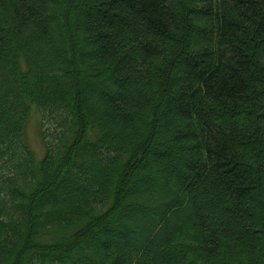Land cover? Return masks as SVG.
Masks as SVG:
<instances>
[{
  "label": "trees",
  "instance_id": "trees-1",
  "mask_svg": "<svg viewBox=\"0 0 264 264\" xmlns=\"http://www.w3.org/2000/svg\"><path fill=\"white\" fill-rule=\"evenodd\" d=\"M0 264H264V0H0Z\"/></svg>",
  "mask_w": 264,
  "mask_h": 264
},
{
  "label": "rangeland",
  "instance_id": "rangeland-1",
  "mask_svg": "<svg viewBox=\"0 0 264 264\" xmlns=\"http://www.w3.org/2000/svg\"><path fill=\"white\" fill-rule=\"evenodd\" d=\"M39 121L40 112L35 107H32V112L26 127V134L30 145L36 150L37 156L41 155L44 150L39 135ZM45 125H47V123H45Z\"/></svg>",
  "mask_w": 264,
  "mask_h": 264
}]
</instances>
